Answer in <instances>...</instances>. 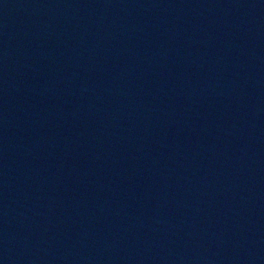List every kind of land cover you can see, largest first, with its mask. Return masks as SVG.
Masks as SVG:
<instances>
[{
    "label": "water",
    "instance_id": "obj_1",
    "mask_svg": "<svg viewBox=\"0 0 264 264\" xmlns=\"http://www.w3.org/2000/svg\"><path fill=\"white\" fill-rule=\"evenodd\" d=\"M0 264H264V0H0Z\"/></svg>",
    "mask_w": 264,
    "mask_h": 264
}]
</instances>
